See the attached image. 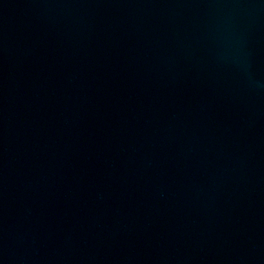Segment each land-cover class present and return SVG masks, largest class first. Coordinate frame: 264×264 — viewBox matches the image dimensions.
<instances>
[{
  "label": "water",
  "instance_id": "water-1",
  "mask_svg": "<svg viewBox=\"0 0 264 264\" xmlns=\"http://www.w3.org/2000/svg\"><path fill=\"white\" fill-rule=\"evenodd\" d=\"M0 264H264V0H0Z\"/></svg>",
  "mask_w": 264,
  "mask_h": 264
}]
</instances>
